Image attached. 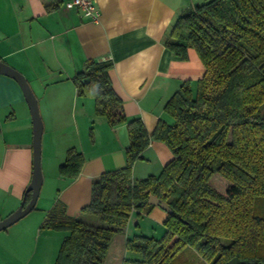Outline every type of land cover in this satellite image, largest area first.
Returning <instances> with one entry per match:
<instances>
[{
    "label": "trees",
    "instance_id": "obj_1",
    "mask_svg": "<svg viewBox=\"0 0 264 264\" xmlns=\"http://www.w3.org/2000/svg\"><path fill=\"white\" fill-rule=\"evenodd\" d=\"M164 45L183 59L194 48L205 71L194 90L187 80L173 93L164 106L172 121H158L151 133L124 113L110 60H89L72 77L79 95L94 98L96 115L111 127L125 125L128 143L124 166L94 179L82 207L101 224L68 215L61 202L46 212L41 228L66 231L53 264H102L131 212L154 206L145 203L150 194L171 209L164 233L128 238L126 248L137 256L122 264H189L180 254L186 246L209 264L234 256L264 264V0L194 4L176 17ZM151 139L164 142L172 159L159 173L134 179L133 164ZM83 162L71 146L58 174L76 177Z\"/></svg>",
    "mask_w": 264,
    "mask_h": 264
},
{
    "label": "crops",
    "instance_id": "obj_2",
    "mask_svg": "<svg viewBox=\"0 0 264 264\" xmlns=\"http://www.w3.org/2000/svg\"><path fill=\"white\" fill-rule=\"evenodd\" d=\"M65 1L0 0V59L25 76L43 124L41 185L45 184V191L31 210L33 245L24 254L23 264L54 263L66 231L40 227L54 202L63 203L70 216L101 224L82 211L89 202L91 184L101 173L125 164V125L111 127L104 116L96 115L94 98L78 94L74 74L89 60H110L111 86L124 113L140 118L151 133L158 121H172L164 106L173 93L187 80L194 90L205 71L194 48L188 47L183 59L164 45L179 13L205 0H95L96 22L82 17L76 8H67ZM71 146L82 152L84 162L76 177H62L58 166ZM171 159L168 146L151 139L134 162L132 177L157 174ZM31 173L30 111L17 82L0 74V219L19 205ZM148 215L163 225L166 212L154 205ZM135 225L139 222L132 211L126 225L112 237L102 264H122L135 257L126 248V240L138 234ZM14 254L18 257L20 250ZM2 264L14 262L9 259Z\"/></svg>",
    "mask_w": 264,
    "mask_h": 264
},
{
    "label": "water",
    "instance_id": "obj_3",
    "mask_svg": "<svg viewBox=\"0 0 264 264\" xmlns=\"http://www.w3.org/2000/svg\"><path fill=\"white\" fill-rule=\"evenodd\" d=\"M0 74L9 76L17 82L28 105L32 120V173L30 181L24 191V194L26 192L30 193V198L27 202H25L24 198H22L19 205L12 212L0 219V230H3L9 225L19 220L20 218H22L23 216H25L35 206L42 183L40 158L43 124L39 113L37 98L30 84L26 80L25 76L20 71H18L17 69H15L14 67H12L1 59ZM86 81H88V78L82 79V82ZM145 203L156 205L165 212H171V209L168 204L157 196H155L154 194H150ZM226 264H249V262L247 259H240L237 256H234L230 258L226 262Z\"/></svg>",
    "mask_w": 264,
    "mask_h": 264
},
{
    "label": "rangeland",
    "instance_id": "obj_4",
    "mask_svg": "<svg viewBox=\"0 0 264 264\" xmlns=\"http://www.w3.org/2000/svg\"><path fill=\"white\" fill-rule=\"evenodd\" d=\"M264 111V103L260 106V112ZM42 139V136H41ZM42 154L40 158L41 163V172H42ZM45 164V161H44ZM43 172H42V181H43ZM216 180V179H215ZM42 184V183H41ZM45 191V184L44 187L41 185L40 192ZM53 187H51V190L49 191V194L51 195L53 193ZM39 192V193H40ZM49 195V196H50ZM40 199V203H41ZM149 205L146 206H140L136 209H134V217L139 222V225H135V231L138 234L159 238L164 233V225L156 222L155 219L151 218L148 213ZM34 211H30L25 216L14 222L13 224L9 225L3 230H0V254L5 253L6 256L4 258H0V263L2 264L3 261L11 260L14 262V264H23L24 254L28 253V251L31 249L33 245V234H34V225L31 224L30 219L32 218L34 213H31ZM89 216H95L93 214L87 213ZM5 217V216H4ZM96 217V216H95ZM3 218V217H2ZM1 218V219H2ZM31 222H30V221ZM134 223V221H133ZM131 222V228L134 225ZM8 230V231H5ZM5 234V235H4ZM19 236V240L14 241L16 239V236ZM23 241V242H22ZM224 243H227V240H223ZM16 249L20 250V254L18 257H14L11 255L14 254V250ZM3 254V255H5ZM131 254H134L133 252ZM180 254L189 262V264H209L206 260L202 259L193 249L186 246L182 249ZM134 256H137L134 254ZM8 257V258H7Z\"/></svg>",
    "mask_w": 264,
    "mask_h": 264
},
{
    "label": "built area",
    "instance_id": "obj_5",
    "mask_svg": "<svg viewBox=\"0 0 264 264\" xmlns=\"http://www.w3.org/2000/svg\"><path fill=\"white\" fill-rule=\"evenodd\" d=\"M65 6L67 8H76L82 17L94 22L98 21L99 10L95 0H66Z\"/></svg>",
    "mask_w": 264,
    "mask_h": 264
}]
</instances>
